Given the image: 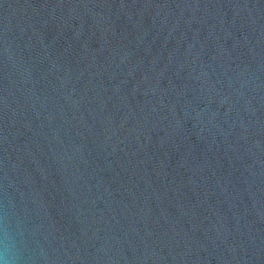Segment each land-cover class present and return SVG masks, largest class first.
Listing matches in <instances>:
<instances>
[{
  "label": "water",
  "instance_id": "1",
  "mask_svg": "<svg viewBox=\"0 0 264 264\" xmlns=\"http://www.w3.org/2000/svg\"><path fill=\"white\" fill-rule=\"evenodd\" d=\"M5 243L264 264V0H0Z\"/></svg>",
  "mask_w": 264,
  "mask_h": 264
},
{
  "label": "clouds",
  "instance_id": "2",
  "mask_svg": "<svg viewBox=\"0 0 264 264\" xmlns=\"http://www.w3.org/2000/svg\"><path fill=\"white\" fill-rule=\"evenodd\" d=\"M5 238L7 239V233H5ZM16 259L14 250L5 243L3 252L0 253V264H16Z\"/></svg>",
  "mask_w": 264,
  "mask_h": 264
}]
</instances>
